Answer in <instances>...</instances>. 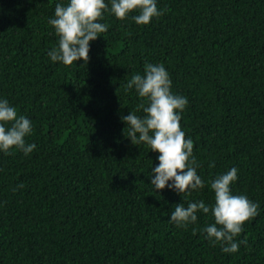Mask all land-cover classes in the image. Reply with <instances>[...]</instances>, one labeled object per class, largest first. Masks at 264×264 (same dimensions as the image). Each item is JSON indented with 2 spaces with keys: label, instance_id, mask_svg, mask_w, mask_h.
Masks as SVG:
<instances>
[{
  "label": "trees",
  "instance_id": "trees-1",
  "mask_svg": "<svg viewBox=\"0 0 264 264\" xmlns=\"http://www.w3.org/2000/svg\"><path fill=\"white\" fill-rule=\"evenodd\" d=\"M156 2L166 11L148 25L138 11L104 12L89 62L67 66L48 52L59 43L49 20L69 0H0V100L31 120L36 145L0 151V264H264V0ZM149 63L188 99L181 129L205 183L191 196L155 191L160 154L124 133L121 117L148 103L125 85ZM233 167V195L259 215L235 238L247 245L225 253L203 231L211 212L186 228L170 216L179 203L214 205L209 182Z\"/></svg>",
  "mask_w": 264,
  "mask_h": 264
},
{
  "label": "clouds",
  "instance_id": "clouds-1",
  "mask_svg": "<svg viewBox=\"0 0 264 264\" xmlns=\"http://www.w3.org/2000/svg\"><path fill=\"white\" fill-rule=\"evenodd\" d=\"M110 11L117 19L124 20L134 11L132 19L138 25H148L153 18H159L166 10H159L156 0H69L65 6L56 4L55 18L49 20L59 37L58 47L48 52L53 62L71 66L81 59L90 60V42L97 40L108 31L103 20L104 12ZM135 88L147 106L138 105L145 115L134 111L121 119L127 124L124 133L134 145L146 144L151 151L158 152L159 164L152 168L151 184L155 191L171 189L182 197L191 196L192 191L202 189L205 183L197 173L199 164L193 155L194 143L186 139L181 129V113L188 105V99L171 91L172 80L163 64H146L144 75L135 74L125 85V91ZM119 90V89H118ZM117 90V92H118ZM33 132L30 119L18 115L17 109L8 100H0V151L11 154L13 148L25 155L36 145L26 144L25 137ZM214 167V163L209 165ZM238 179V169L233 167L225 174L211 180L215 203L206 205L203 201L175 205L170 221L177 227L186 228L197 222L198 212H211L214 223L203 231L213 246L220 244L225 253L239 251L240 244L247 245L245 237L239 243L235 238L243 232L246 221L259 215V205L246 195H233L231 185ZM171 181V183H169ZM19 187H23L21 184Z\"/></svg>",
  "mask_w": 264,
  "mask_h": 264
}]
</instances>
